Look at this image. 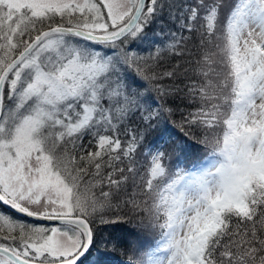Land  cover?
Listing matches in <instances>:
<instances>
[{
	"label": "snow or ice",
	"instance_id": "snow-or-ice-1",
	"mask_svg": "<svg viewBox=\"0 0 264 264\" xmlns=\"http://www.w3.org/2000/svg\"><path fill=\"white\" fill-rule=\"evenodd\" d=\"M184 51L201 56L200 80L170 90L160 81L179 73L155 68ZM182 92L195 110L174 124L179 106L161 101ZM0 204L56 225L0 211V264H82L94 225L129 215L159 239L130 233L140 256L128 264H264V0H0Z\"/></svg>",
	"mask_w": 264,
	"mask_h": 264
},
{
	"label": "trees",
	"instance_id": "trees-1",
	"mask_svg": "<svg viewBox=\"0 0 264 264\" xmlns=\"http://www.w3.org/2000/svg\"><path fill=\"white\" fill-rule=\"evenodd\" d=\"M226 5L229 8H232L239 4V0H225ZM155 31H159L160 25L157 24L154 26ZM152 29L153 26H150L148 35L152 36ZM155 39H163V37H155ZM139 43V42H138ZM197 41L190 39L189 42L185 45L188 49H193L196 45ZM219 45V47H217ZM225 45V41L223 38L217 39L214 41V45L211 49L212 55H213V68L217 73H219V76L216 77V80H219L221 85H225V79L222 81V78L224 76L225 69H222L218 65H220L221 58L225 55L222 51V48ZM140 49L147 53L150 51V47L147 44H140ZM218 54V58L214 55ZM201 56L199 55H193L192 52L184 51L181 55H177L175 52L169 53L163 57V59L160 61V63L156 66L155 70L159 73H165L167 71H173L176 70L179 75L176 78L175 81L172 79H169L165 77L163 80L160 81V83L165 84L169 86L170 90H173V85H178L181 89H185V85L192 84V83H198L200 80V71L198 68L195 67V61L200 60ZM226 60L228 61V57L226 56ZM195 69V70H194ZM151 75V73H149ZM215 82V80H214ZM186 91V89H185ZM220 92L218 90L217 93H214V95H219ZM223 94L230 95V92L227 91V88H223ZM222 104L221 107V113L222 114H228L230 113V109L226 104H223L222 101H217ZM161 103H164L167 105H178L179 110L175 112L174 115L171 116V121L174 124H179L182 120V113L186 114L189 111H194L195 109L191 106V102L186 98L184 93H174L172 96L165 97ZM225 118L224 115H221L219 118L221 121ZM169 128L172 130L173 135L175 136H184L182 132L179 131V129L175 128L173 125L169 124ZM203 129H196L193 128L191 130L190 137H185V139L188 141V143L192 146H194V155L193 159H201V161L204 160V157L209 154V152H206L203 150V146L201 145V141L203 140ZM226 131V126H224L222 123H218L217 127L212 131L211 135H209V140L211 141L212 146H215L217 141L220 142V144H223V135ZM90 138L86 137L81 143L84 146L85 154L87 151H95V144L92 142L90 144ZM183 167V166H182ZM173 175L172 177H174ZM158 181H162V178L157 179ZM162 189V188H161ZM127 209H119L117 210L119 212V215L123 216L124 211ZM0 211L7 212L1 205H0ZM9 215L13 216L15 219L23 220L29 224H36L35 222H30L28 220L21 219L20 217L7 212ZM138 217L134 218L133 216L129 215L124 217V221L119 224H95L94 225V233H95V239H94V246L90 248L89 254L85 258L82 264H98V262L102 261L103 264H128L127 259L136 260L139 258L140 253L136 249V243H134L132 246L129 245L126 249L125 244L123 241L126 239H130L135 241V236H130L129 234L132 232H136L142 236V238L146 240H150L154 242V238L156 237V232L152 234L153 232L148 229H143L138 227ZM237 218L233 217V220L229 223V227H232L236 223ZM241 228H243V225H241ZM108 246L114 251H116L120 256L116 255H104L100 252V248ZM130 251L129 256H125V251ZM146 259V258H145Z\"/></svg>",
	"mask_w": 264,
	"mask_h": 264
},
{
	"label": "rangeland",
	"instance_id": "rangeland-1",
	"mask_svg": "<svg viewBox=\"0 0 264 264\" xmlns=\"http://www.w3.org/2000/svg\"><path fill=\"white\" fill-rule=\"evenodd\" d=\"M225 54V53H224ZM215 57L218 58V54L217 55H214ZM220 65H218L219 67H221L222 69H225L224 71V76L222 78V81H224L225 79V84H229L230 83V77L228 75V72H229V69H230V64L227 63V60H226V55H224L221 60H220ZM227 88V91L230 92V87H226ZM158 179V178H157ZM165 195H169V193H165ZM37 225H46V226H50L49 224H37ZM52 226H56V225H52ZM155 232H153L152 234H154ZM156 234L158 235L159 233L156 232ZM89 253H87L88 255ZM87 255L83 258L85 259L87 257Z\"/></svg>",
	"mask_w": 264,
	"mask_h": 264
},
{
	"label": "water",
	"instance_id": "water-1",
	"mask_svg": "<svg viewBox=\"0 0 264 264\" xmlns=\"http://www.w3.org/2000/svg\"><path fill=\"white\" fill-rule=\"evenodd\" d=\"M7 212H9V213H12V214H14V215H17V216H19L20 218H22V219H25V220H28V221H31V222H36V223H38V224H50V225H54V223L55 222H53V221H49V220H40V219H34L33 217H29V216H24L23 214H20V213H18V212H16L15 210H12V209H10V208H8L7 206H5V205H3V204H0ZM87 254V253H86ZM86 254H85V256H86ZM84 256V257H85ZM84 257H82V260H83V258Z\"/></svg>",
	"mask_w": 264,
	"mask_h": 264
},
{
	"label": "bare ground",
	"instance_id": "bare-ground-1",
	"mask_svg": "<svg viewBox=\"0 0 264 264\" xmlns=\"http://www.w3.org/2000/svg\"><path fill=\"white\" fill-rule=\"evenodd\" d=\"M154 246V243H153ZM138 248V245H136V249ZM144 251H147V249H145ZM100 252L104 255H116V256H120V254H118L116 251H114L113 249H111L108 246H104L100 248Z\"/></svg>",
	"mask_w": 264,
	"mask_h": 264
}]
</instances>
